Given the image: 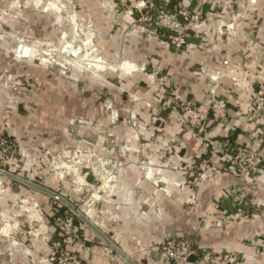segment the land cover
Returning <instances> with one entry per match:
<instances>
[{"label":"crops","instance_id":"crops-1","mask_svg":"<svg viewBox=\"0 0 264 264\" xmlns=\"http://www.w3.org/2000/svg\"><path fill=\"white\" fill-rule=\"evenodd\" d=\"M77 1L91 30L85 43L106 72L78 85L50 72L51 83L36 84L42 97L30 91L33 113L0 110L24 156L83 150L77 181L57 179L55 161L37 170L42 186L82 216L35 191L45 214L35 236L55 240L73 217L76 237L66 249L74 264H172L159 245L174 236H186L195 251L181 264H264V169L253 179L228 162L231 149L255 151L264 137V0L172 2L203 19L189 25L181 51L152 26L150 34L137 28L139 12L160 0ZM185 103L206 119L185 113ZM92 184L98 192L90 198ZM31 241L30 257L9 255L0 264H53L44 261L51 248Z\"/></svg>","mask_w":264,"mask_h":264},{"label":"rangeland","instance_id":"rangeland-1","mask_svg":"<svg viewBox=\"0 0 264 264\" xmlns=\"http://www.w3.org/2000/svg\"><path fill=\"white\" fill-rule=\"evenodd\" d=\"M78 10L77 0H0L1 111L5 109L11 116L16 110L20 114L22 111L31 113L36 108L32 93L41 97L45 94L37 92L36 84L51 83L47 75L50 72L61 77L56 79L60 84L65 78L75 85L80 83V78L106 72L107 65L100 64L90 44L85 43L91 30ZM24 93L30 96L27 103ZM20 105L24 107L20 108ZM1 107L5 108L2 110ZM6 123L0 122V197H6L0 202V247L5 250L0 249V259L9 255L28 256L26 247L31 240L51 248L54 240L48 241L43 234L35 236L34 231L45 229V214L41 201L32 195L33 192L51 196L50 192L57 196L54 199L63 201L62 195L42 186L43 178L37 171L54 160L49 156L28 157L19 153V143L6 135ZM4 138L10 140L6 145L2 143ZM35 151L46 150L36 146ZM79 151L83 150L73 148L66 158L60 156L59 162L55 160L59 166L57 179L78 180L76 166L82 162ZM64 166L71 167L66 169ZM71 190L77 188L74 186ZM20 246L24 248L18 251ZM49 256L44 258L45 262H50Z\"/></svg>","mask_w":264,"mask_h":264},{"label":"built area","instance_id":"built-area-1","mask_svg":"<svg viewBox=\"0 0 264 264\" xmlns=\"http://www.w3.org/2000/svg\"><path fill=\"white\" fill-rule=\"evenodd\" d=\"M176 0H160L158 6L149 4L144 11L139 12L137 18V28L140 33H148V27L152 26L154 30L163 36L168 44L176 51H181L186 43V30L189 25H196L203 21L202 17L197 13L185 12L180 13L175 8H171L172 2ZM261 97H255L253 103H261ZM183 111L197 120L206 119L204 112L200 111L195 105L185 103L182 107ZM214 117H217V113H213ZM9 139H2V143H8ZM6 145V144H5ZM231 151L229 158V167L236 174H248L251 178L255 179L259 176L262 169H264V137L257 150H251L245 146L239 145ZM92 158V159H91ZM92 163L102 165L103 161H100L98 157L90 155L89 161ZM51 160L60 161V158L52 157ZM63 167V164L61 165ZM71 166H64V168H70ZM97 169L99 167L96 166ZM94 174H98L93 171ZM108 175V174H106ZM195 176L199 178V173ZM110 180V175L105 179L106 182ZM90 187V198H93L97 194L98 190L95 184ZM74 219L73 217L65 218L61 223V235L57 239L51 242V254L48 260L53 264H72L73 260L71 254L66 249V246L72 244L76 233L74 231ZM161 256L164 260L172 264H181L187 262L194 256L195 251L192 247L190 240L186 236H174L166 238L159 245Z\"/></svg>","mask_w":264,"mask_h":264},{"label":"water","instance_id":"water-1","mask_svg":"<svg viewBox=\"0 0 264 264\" xmlns=\"http://www.w3.org/2000/svg\"><path fill=\"white\" fill-rule=\"evenodd\" d=\"M39 188V187H38ZM47 192V191H46ZM49 194H51V196H54V197H57V196H55L54 194H52V193H50L49 192ZM63 203L64 204H66L68 207L70 206L67 202H65L64 200H63ZM77 216H79V217H81L82 215H81V213L79 212V211H77L73 206H70L69 207ZM108 243H109V245L112 247V248H116L113 244H111L109 241H108ZM119 252V251H118Z\"/></svg>","mask_w":264,"mask_h":264}]
</instances>
